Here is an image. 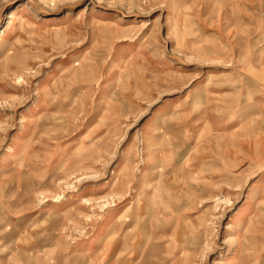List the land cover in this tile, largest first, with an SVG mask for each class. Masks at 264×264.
I'll return each mask as SVG.
<instances>
[{
  "label": "rangeland",
  "instance_id": "obj_1",
  "mask_svg": "<svg viewBox=\"0 0 264 264\" xmlns=\"http://www.w3.org/2000/svg\"><path fill=\"white\" fill-rule=\"evenodd\" d=\"M0 264H264V0H0Z\"/></svg>",
  "mask_w": 264,
  "mask_h": 264
}]
</instances>
